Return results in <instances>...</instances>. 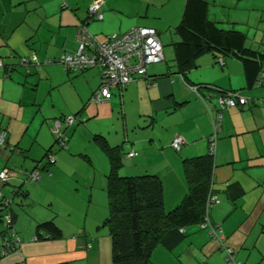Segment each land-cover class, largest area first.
Returning a JSON list of instances; mask_svg holds the SVG:
<instances>
[{
  "label": "crops",
  "instance_id": "crops-1",
  "mask_svg": "<svg viewBox=\"0 0 264 264\" xmlns=\"http://www.w3.org/2000/svg\"><path fill=\"white\" fill-rule=\"evenodd\" d=\"M92 1L0 0V57L27 56L34 52L40 63L55 60L62 53L77 49L76 32L81 25H85L98 40L109 33L124 32L139 25L156 29L164 60L151 65L145 76L136 75L125 87L115 88L110 99L95 103L90 96L101 83L99 68L71 72L55 61L34 63L26 68L17 65V58L6 59V63L17 66L9 76L0 71V126L7 129L8 143L20 148L24 155L23 160L16 159L19 163L13 166L33 169L53 145L51 126L60 124V118L68 114L75 116L73 125L65 128L68 136L66 151L59 154L54 148L55 166L41 163L36 185L31 182L25 186L17 177L21 169L15 172L12 189L22 186L29 196L21 200L13 195V203L17 198V203L23 205L24 200L42 187L58 185L60 161L81 148L72 136L76 129L82 123L90 126L88 120L111 116L115 108H119L121 114L125 112L123 122L130 117L136 120L134 128L125 129L123 133L107 131L105 135L104 129L98 126L94 127V134H102L112 146L125 142L124 151H135L137 155L128 158L134 162L128 172L157 175L163 183L164 207L171 209L186 192L182 159L207 153L208 136L212 133L211 116L218 109L217 90L200 87L203 101L191 86L210 84L236 90L248 102L241 108L221 110V126L214 151L215 193L219 202L209 209L208 219L211 224H219L224 242L235 250L237 261L264 264V105L256 102L264 96L263 87L249 85L239 59L221 54L206 53L196 59V65L184 76L177 72L172 44L179 40L175 26L181 19L185 0H103V19L89 20L87 11ZM205 1L211 21L221 28L243 32L246 45L263 52L264 36L258 37L256 32L250 35L244 25L252 19L264 22V0ZM234 9L244 11L247 18L241 20L240 13L234 17ZM250 11L253 14L248 15ZM169 44L172 50L165 48ZM219 57L223 59L222 66L216 62ZM65 87L67 90L60 94L58 103V91ZM175 134L184 141L178 151L170 146ZM83 157L91 162L87 154ZM49 204L52 207L50 197ZM30 212L32 220L28 224L33 228L34 224L49 219L55 222L57 215H51V211L40 206H33ZM33 228L22 233L15 250L6 255L1 264L59 261L102 264L100 245L88 239L86 233L80 237L64 235L59 226L62 237L33 240L36 236ZM86 243L91 247L86 249ZM181 254L185 256L180 258ZM152 257L156 264H226L225 251L207 229L197 224L184 228L183 236L174 248L158 245Z\"/></svg>",
  "mask_w": 264,
  "mask_h": 264
},
{
  "label": "trees",
  "instance_id": "trees-1",
  "mask_svg": "<svg viewBox=\"0 0 264 264\" xmlns=\"http://www.w3.org/2000/svg\"><path fill=\"white\" fill-rule=\"evenodd\" d=\"M207 11L208 4L205 0H185L181 19L175 26V33L179 36V40L172 44L173 61L177 72L184 76L188 70L196 65V59L206 53H211L215 56L221 54L239 59L243 64L249 85H254L260 72H264L262 69L264 64V50L261 52L257 49L249 48L246 45V36L243 32L232 28L224 29L219 27L208 18ZM88 19L99 20L90 19L89 17ZM31 55L13 54L5 58L1 56L0 61L2 65L0 71H3L4 76H9L12 69L17 65L28 68L29 65L34 63L38 64L37 62L32 63L31 61L27 65L20 64L21 58H29ZM60 56L55 58V60L50 59L51 62L55 61L60 64ZM8 58H17V65L6 63V59ZM37 60L40 63L39 59ZM43 63L41 62L40 64ZM60 66L62 67L61 64ZM86 69L91 68L64 70L72 72ZM200 87L217 90L219 93L236 91L220 89L215 86L212 87L210 84L197 86L198 89ZM72 116L74 117V123L75 116L73 114ZM66 117L67 115L60 118L61 123L59 125L61 126L63 137H66L65 145L67 146L68 136L65 133V128L73 125V123L66 124ZM2 133L4 134V146L0 147V149H6L12 152L17 146L8 143L7 129L0 126V134ZM52 134L54 140L53 148H49L44 158L37 161L38 163L31 170L41 167L42 164L40 162L44 159H47L45 164L55 163L56 158L53 163L48 162L47 157L49 154L55 157L54 148L57 146L66 148V146H59L57 137L54 133ZM92 139L107 155L109 161L106 183L108 200L107 217L104 223L108 227V233L111 239L112 264H148L154 249L158 245H164L172 249L183 236V230L186 226L195 224L199 226V223L204 219L205 203L208 196L210 194L216 195L214 152L208 149L205 154L182 159L186 192L175 206L166 210L164 207L163 183L157 175L152 173L133 176L119 175V170L124 163V157L128 153V151L123 150L125 142L121 145L112 146L108 143L105 136L99 133L94 134ZM7 169L10 170L9 168ZM20 171L19 176L22 181H28L24 179ZM8 181H2V186L7 184ZM12 193L14 196L20 197L21 200L29 196L28 190L22 186L13 188ZM12 203L13 200L10 201L3 195L0 197V263L6 256L1 255L4 249L8 247L11 250V247L16 243L12 238L13 236H17V232L14 230V221L17 215L12 210ZM35 235L37 239H55L62 237V232L54 220L49 219L36 225ZM86 244L85 248L88 249ZM12 251L14 250H11L9 254ZM50 264L70 263L69 261H59Z\"/></svg>",
  "mask_w": 264,
  "mask_h": 264
},
{
  "label": "rangeland",
  "instance_id": "rangeland-1",
  "mask_svg": "<svg viewBox=\"0 0 264 264\" xmlns=\"http://www.w3.org/2000/svg\"><path fill=\"white\" fill-rule=\"evenodd\" d=\"M237 13L242 15V18H240L241 20L247 18L246 13L240 9L237 12L236 10L232 11V15H234V17H236ZM251 14H253V11H250L248 15ZM250 17L253 18L252 16ZM247 25L244 26L248 29L247 32H249L250 35H254V32H256L258 37L262 35L264 36V22L260 23L257 20L252 19ZM172 32L173 31L170 30V33ZM172 35H174V33ZM250 42L251 41L248 40V43ZM165 48H170L172 50V46L170 44L165 46ZM167 62L170 63L169 60H167ZM114 89L115 88H113L112 91ZM66 90L67 87L58 91V103L60 102V94H64ZM123 114L125 115L124 111ZM123 114H121L119 108H115L111 116H99L88 120L90 121V126L87 124L83 125V123L80 124L79 127L76 126V128H78L72 136H74L78 146L81 148L80 150L74 152V155H71L66 159H60V172L57 173V177H59L60 180L59 184L42 187L36 194L30 195L27 200H24L23 205L17 203L19 202V199L17 198L14 201L12 208L17 213V218L14 223V230L16 228L19 231L17 236L20 237L24 231H27L29 228H33L31 224L30 226L28 224L29 220H32L30 210L33 206H40L45 210L51 211V215L57 214L55 222L63 229L64 235L74 234L75 236L80 237L83 233H86L88 239L93 240L94 244L100 245V260L102 264H112L111 239L108 233V227L104 223V220L107 217L108 200L106 192V174L109 170V162L105 153L101 151L97 143L93 141L92 136L95 132L94 130L96 129L94 127L98 126L101 129H104L103 131L105 135L107 131H111L112 133H114V131L123 133L125 129H133V125H135L134 123L136 120L130 117L126 120V122H123L121 120L123 119ZM69 115L72 114H68L67 116ZM95 121L98 122L94 123ZM126 145H128V143ZM56 149H58L59 154L66 151L65 148H60L58 146ZM22 153V150L17 147L14 148L12 152H9V150L6 149H0V172L3 171L5 167L9 168L13 172L20 170L21 167L13 165L19 163L16 162V159L20 161L23 160L24 155ZM77 153H81L82 155L80 156ZM83 154H87L91 162H88V160L83 157ZM54 155L57 161L56 154L54 153ZM131 161L132 160L124 157V163L119 170V175H134L132 173L135 172H128L134 164V162ZM46 162L47 159H44L40 163L44 164ZM53 166H55V164L50 165V167ZM38 169L40 170V167H38ZM17 177L20 178L19 174ZM32 182H34V185L37 184V181ZM13 183L14 181L10 179L7 184L2 186L3 183L0 179V197L4 195L6 199H9L10 201L14 199L11 191ZM24 183L25 186H27L31 182L25 181ZM49 197L52 198L53 201L52 207L49 204ZM35 225L36 224H34V228ZM184 256L185 254H181L180 258H183ZM175 258L178 260L177 257ZM148 264H156L154 262V257L151 256Z\"/></svg>",
  "mask_w": 264,
  "mask_h": 264
},
{
  "label": "built area",
  "instance_id": "built-area-1",
  "mask_svg": "<svg viewBox=\"0 0 264 264\" xmlns=\"http://www.w3.org/2000/svg\"><path fill=\"white\" fill-rule=\"evenodd\" d=\"M103 0H93L88 7V17L90 19L103 18L101 7ZM77 49L74 52L64 53L60 56V64L64 69L81 70L85 68L97 67L101 71V83L95 90L90 100L92 102H101L108 100L112 96V89L115 87H124L129 84L136 75H146L148 68L152 64L162 62L163 47L158 37L156 29L147 26H133L124 32H113L107 34L102 41L94 37L88 32L85 25L77 28L76 32ZM29 61L38 62L37 56L33 53L29 58H21L20 64L27 65ZM57 61V60H56ZM50 63L48 59L44 63ZM217 62L223 65V59L217 58ZM2 63L0 61V67ZM254 86L263 87L264 89V72H260ZM193 91L201 100L204 98L200 94L197 86H191ZM218 109L211 116L212 133L208 136V149L211 152L215 151V143L221 126V110L228 107L241 108L248 102V99L237 91H227L219 93L216 96ZM257 103L264 105V96L259 98ZM74 117L69 115L65 118L66 124H72ZM58 140V145L65 147V138L63 137L61 126L55 124L51 128ZM183 138L175 134L170 141V146L179 150L183 144ZM4 146V134H0V147ZM137 153L129 151L126 157H133ZM48 162L53 163L55 157L49 154ZM20 174L28 181H37L40 178L38 169L31 171L21 170ZM15 175V172L5 168L0 172L1 181H8ZM219 202L215 194H210L205 203L204 219L199 223L201 228H206L210 236L219 243V246L225 251L226 264H240L235 258V250L227 246L224 242V236L221 234L219 224L213 225L209 222V209ZM8 218V216H6ZM182 230V229H181ZM15 245L11 250H15L19 241L18 236H13ZM36 240L37 237L32 238ZM90 243L86 244L90 248ZM5 248L1 255H7L11 251ZM1 264V263H0Z\"/></svg>",
  "mask_w": 264,
  "mask_h": 264
},
{
  "label": "water",
  "instance_id": "water-1",
  "mask_svg": "<svg viewBox=\"0 0 264 264\" xmlns=\"http://www.w3.org/2000/svg\"><path fill=\"white\" fill-rule=\"evenodd\" d=\"M39 171V170H38ZM239 262V261H238ZM240 263V262H239ZM241 264V263H240Z\"/></svg>",
  "mask_w": 264,
  "mask_h": 264
}]
</instances>
